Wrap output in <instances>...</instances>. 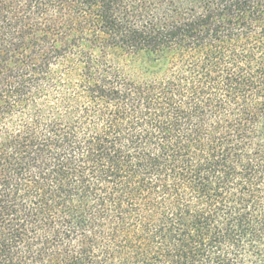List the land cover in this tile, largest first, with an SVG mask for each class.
I'll list each match as a JSON object with an SVG mask.
<instances>
[{
    "label": "trees",
    "instance_id": "obj_1",
    "mask_svg": "<svg viewBox=\"0 0 264 264\" xmlns=\"http://www.w3.org/2000/svg\"><path fill=\"white\" fill-rule=\"evenodd\" d=\"M0 264H264V0H0Z\"/></svg>",
    "mask_w": 264,
    "mask_h": 264
}]
</instances>
